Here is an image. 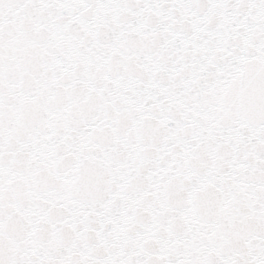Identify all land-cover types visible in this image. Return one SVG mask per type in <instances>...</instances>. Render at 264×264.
<instances>
[{"label": "snow or ice", "instance_id": "obj_1", "mask_svg": "<svg viewBox=\"0 0 264 264\" xmlns=\"http://www.w3.org/2000/svg\"><path fill=\"white\" fill-rule=\"evenodd\" d=\"M0 264H264V0H0Z\"/></svg>", "mask_w": 264, "mask_h": 264}]
</instances>
